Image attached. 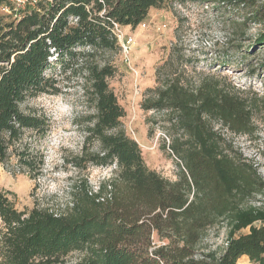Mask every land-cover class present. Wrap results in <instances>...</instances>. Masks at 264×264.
<instances>
[{
	"label": "trees",
	"instance_id": "1",
	"mask_svg": "<svg viewBox=\"0 0 264 264\" xmlns=\"http://www.w3.org/2000/svg\"><path fill=\"white\" fill-rule=\"evenodd\" d=\"M175 3L230 9L239 15L229 21L237 34L249 24L259 27L252 44L238 49L240 65L248 68L264 50V0H27L18 7L0 0L10 12V20L0 16V166L16 153L30 175L43 167L25 134L42 139L49 125L28 103L59 93L53 73L59 65L65 74L81 72L92 109L80 150L67 163L79 172L112 168L96 191L80 185L60 213L36 206L19 211L13 194L0 190V264H69L74 254L80 258L72 264H240L241 257L264 264V180L211 123L234 136L253 135L255 100L226 80L195 87L169 79L152 89L146 110H170L171 129L186 138L171 144L180 164L170 181L145 166L121 128L124 112L108 88L113 68L91 62L98 52L117 49L113 24L135 29L149 10ZM222 223V246L201 247L207 231Z\"/></svg>",
	"mask_w": 264,
	"mask_h": 264
},
{
	"label": "rangeland",
	"instance_id": "2",
	"mask_svg": "<svg viewBox=\"0 0 264 264\" xmlns=\"http://www.w3.org/2000/svg\"><path fill=\"white\" fill-rule=\"evenodd\" d=\"M8 8L7 4L2 5L0 16H8L10 20ZM238 17L230 9L214 10L206 4H168L161 10H149L146 19L135 29L118 27L112 32L124 39H132L128 52L122 51L121 42L117 40V49L100 51L91 60L95 65L113 68L108 88L124 112L121 128L137 143L145 166L164 179H176L180 161L170 147L173 141L181 143L186 138L180 130L171 129L175 115L170 110H146L145 107L153 102L151 90L157 89L162 80H180L182 85L196 87L201 80L211 79L226 80L255 100L253 135L234 136L222 130L214 120L211 123L214 131L221 132L219 135L226 145L240 155V161L252 166L264 180V50L250 59L248 68L240 65L238 49L249 47L260 28L249 24L245 33L237 34L231 23ZM222 55L227 63L225 66L219 63ZM53 73L59 93L42 95L28 103V108L44 116L49 125L42 139L32 132L25 134L32 155L44 158L43 167L30 175L18 164L16 153L0 166V190L13 194L11 200L19 211L36 206L63 212L71 202L72 194L79 192L80 185H86L94 192L110 177L112 170L88 167L79 172L67 163L80 150L82 124L92 109L81 90L82 75L78 69L65 74L57 65ZM224 227L222 223L210 228L201 247L222 246ZM154 241L161 244L156 238ZM79 258L74 254L68 262L72 264Z\"/></svg>",
	"mask_w": 264,
	"mask_h": 264
},
{
	"label": "built area",
	"instance_id": "3",
	"mask_svg": "<svg viewBox=\"0 0 264 264\" xmlns=\"http://www.w3.org/2000/svg\"><path fill=\"white\" fill-rule=\"evenodd\" d=\"M13 3H15V5H19V6H20V5H22L24 2H22V0H14ZM113 26H114L113 31H114V30L117 31L118 26H116L115 24H113ZM113 31H112V32H113ZM114 35H115V34H114ZM115 38H116V40H118L119 42H121V49H122V51H123V52H128L129 46H130V44L132 43V39H131V38H126V39H124L123 36H120V35H115Z\"/></svg>",
	"mask_w": 264,
	"mask_h": 264
},
{
	"label": "crops",
	"instance_id": "4",
	"mask_svg": "<svg viewBox=\"0 0 264 264\" xmlns=\"http://www.w3.org/2000/svg\"><path fill=\"white\" fill-rule=\"evenodd\" d=\"M240 262H241V263H240ZM246 262L249 264L248 259H247L246 257H241V258L239 259V263H240V264H246Z\"/></svg>",
	"mask_w": 264,
	"mask_h": 264
}]
</instances>
